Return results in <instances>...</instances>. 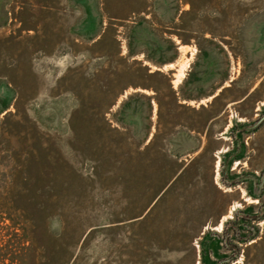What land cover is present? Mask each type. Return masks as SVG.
Wrapping results in <instances>:
<instances>
[{
  "label": "rangeland",
  "instance_id": "374dc122",
  "mask_svg": "<svg viewBox=\"0 0 264 264\" xmlns=\"http://www.w3.org/2000/svg\"><path fill=\"white\" fill-rule=\"evenodd\" d=\"M0 264H264V0H0Z\"/></svg>",
  "mask_w": 264,
  "mask_h": 264
},
{
  "label": "crops",
  "instance_id": "0c3cea01",
  "mask_svg": "<svg viewBox=\"0 0 264 264\" xmlns=\"http://www.w3.org/2000/svg\"><path fill=\"white\" fill-rule=\"evenodd\" d=\"M189 57V56H188ZM224 80V79H223ZM180 81V80H179ZM178 81V82H179ZM222 83H219L218 85H216L214 88L212 87L211 88V90H209V91H206L205 93H203V94H201V95H199V96H197V98H190V99H188V101H195V103L196 104H198V103H202V100L203 99H207L208 97H213L215 94H216V92H218L219 90H220V88L224 85V82L225 81H221Z\"/></svg>",
  "mask_w": 264,
  "mask_h": 264
},
{
  "label": "trees",
  "instance_id": "16d2710c",
  "mask_svg": "<svg viewBox=\"0 0 264 264\" xmlns=\"http://www.w3.org/2000/svg\"><path fill=\"white\" fill-rule=\"evenodd\" d=\"M225 86H222L221 87V89L222 88H224ZM153 88V87H152ZM168 88L170 89V91H171V85H169L168 84ZM221 89L219 90V91H221ZM153 90H154V88H153ZM218 94V92L213 96V97H215L216 95ZM212 97V98H213ZM155 100H156V102H158V100H157V98H155ZM185 166L186 165H184V166H182L181 168H180V170L178 171V173L177 174H175L173 177H172V179H171V181H170V183L169 184H171V183H173L174 181H176V180H178V178L180 177V176H183V174L185 173ZM43 205V204H42ZM44 206V205H43ZM40 207H41V205H40ZM42 208V207H41ZM40 210H38L37 212H39ZM37 215H38V213H37ZM34 217L32 218V220H34V223H36L37 221H36V217H35V215H33ZM38 218V217H37ZM225 223V222H224Z\"/></svg>",
  "mask_w": 264,
  "mask_h": 264
},
{
  "label": "bare ground",
  "instance_id": "6f19581e",
  "mask_svg": "<svg viewBox=\"0 0 264 264\" xmlns=\"http://www.w3.org/2000/svg\"><path fill=\"white\" fill-rule=\"evenodd\" d=\"M183 48V47H182ZM181 48V49H182ZM183 66V64H181V67ZM181 67H180V69H179V72H178V75H181L182 74V70H181ZM178 79L180 80V78L178 77ZM178 81V80H177ZM176 84V83H175ZM216 165H217V163H216ZM223 220V219H222ZM222 220L220 221V223H219V225H218V228L220 229L221 228V225H222Z\"/></svg>",
  "mask_w": 264,
  "mask_h": 264
},
{
  "label": "water",
  "instance_id": "95a60500",
  "mask_svg": "<svg viewBox=\"0 0 264 264\" xmlns=\"http://www.w3.org/2000/svg\"><path fill=\"white\" fill-rule=\"evenodd\" d=\"M260 118H261V117H259V118L256 120V122H258Z\"/></svg>",
  "mask_w": 264,
  "mask_h": 264
}]
</instances>
